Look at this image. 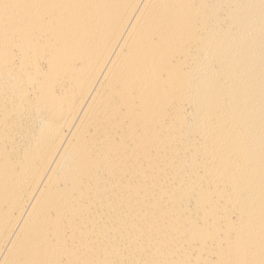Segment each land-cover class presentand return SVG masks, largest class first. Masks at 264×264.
<instances>
[{
  "label": "bare ground",
  "instance_id": "1",
  "mask_svg": "<svg viewBox=\"0 0 264 264\" xmlns=\"http://www.w3.org/2000/svg\"><path fill=\"white\" fill-rule=\"evenodd\" d=\"M0 264H264V0H0Z\"/></svg>",
  "mask_w": 264,
  "mask_h": 264
}]
</instances>
